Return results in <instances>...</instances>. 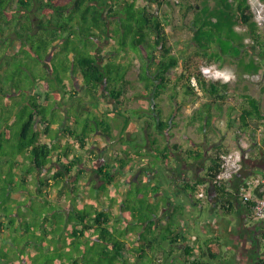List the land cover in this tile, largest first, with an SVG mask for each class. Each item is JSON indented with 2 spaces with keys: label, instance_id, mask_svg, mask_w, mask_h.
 Segmentation results:
<instances>
[{
  "label": "trees",
  "instance_id": "16d2710c",
  "mask_svg": "<svg viewBox=\"0 0 264 264\" xmlns=\"http://www.w3.org/2000/svg\"><path fill=\"white\" fill-rule=\"evenodd\" d=\"M139 1L0 0V247L7 243L17 247L13 254L4 252L0 264H34L40 259L50 264H136L134 261L143 259L147 251L176 243L168 239L173 234L172 224L161 225L155 218L160 205L150 200L159 186L153 187L148 179L144 182L141 175L133 176L126 184H116L107 196L108 188L104 186L111 185L114 175L110 166L103 164L98 175L107 185L90 183L80 185V191L74 187L71 192L66 187V176L71 177L81 160L73 147L85 150L97 132L110 135L111 122L105 126L100 119L97 127L90 128L88 123L73 118L72 125L60 124L70 115L55 86L62 94H72L77 79L84 94L93 99L104 87L106 96L121 106L131 67L121 61L131 52L140 63L137 80L142 88L138 96L150 98L155 105L149 112L157 116V130L171 136L177 111L161 119L157 100L168 89L173 91L169 96L172 99L179 92L196 96L189 84V79L195 77L203 102L191 122L198 121L203 131L218 116L211 113L212 105L222 110L226 91L220 93L218 86L227 88V84L203 77L200 66H221L226 57H231L241 74H257L264 69V34L253 20L248 0H213V5L210 0H197V4L189 0H142L144 4L138 5ZM153 6L159 10L177 6L183 16L193 14L189 21L193 51L173 52L165 30L170 25L169 14L152 11ZM235 27H244L245 31ZM247 39L256 47L257 61L245 60L253 51ZM104 40L111 43V48L106 56L101 55L104 62H100L97 50ZM59 55L65 58L57 67ZM179 65L180 74L170 75ZM246 101L235 122L238 135L264 125L260 102L251 96H246ZM81 107H86L84 102ZM134 111L143 117L139 110ZM61 132L66 135L64 143L56 140ZM173 149L180 150L177 144ZM155 150L164 160L168 158L165 149ZM220 151L211 155L185 151L187 158L195 162L208 159L210 164L200 180L185 183L183 189L193 198L201 190L207 194V186H203L207 180L219 208L228 213L233 206L229 203L228 208L226 203L233 194L218 179ZM133 155L140 158L145 152L137 150ZM45 168L49 176H39ZM90 188L97 191L96 198ZM49 189L57 193L53 200ZM197 200L202 203V199ZM115 205L117 214L113 212ZM123 222L126 225L121 226ZM122 232L126 237L121 238ZM185 264L205 263L195 259Z\"/></svg>",
  "mask_w": 264,
  "mask_h": 264
},
{
  "label": "crops",
  "instance_id": "0c3cea01",
  "mask_svg": "<svg viewBox=\"0 0 264 264\" xmlns=\"http://www.w3.org/2000/svg\"><path fill=\"white\" fill-rule=\"evenodd\" d=\"M235 28L237 30V27ZM251 50L253 51H251L250 56L245 57V60L255 59V61H257L258 57L256 54L254 55L256 50L255 45ZM223 62L221 66L228 67L229 70L226 71L227 69H225V72L231 75H237L236 80L239 81L235 84H228L222 80H218L221 84H227L225 85L227 88L223 87V85L218 86V91L220 93L226 91V95L222 110H218L215 105L211 107V113L218 114V116L209 127H204V131H201L202 135L199 141H203L204 144L200 146L198 142L191 137H187L189 145H187L186 149H184L185 147H183L182 142L176 141L171 143V145L177 144L180 150H176L173 157L168 156L166 159H169L170 163V165H168L170 168L168 177H164V181L160 180V182H152L150 178H146L151 181L153 187L159 186V191L152 198L154 199V203L160 205L158 215H155L156 221L161 225H166V223L170 222L172 224L173 234L168 239L172 241L176 240V243L167 244L160 249L156 248L153 252L147 251V255L144 256L143 259L145 257L149 258L151 264H185L186 260L193 261L195 259H201L205 264H264V218L256 219L253 216L250 206L243 203L241 200V194H251L253 197L261 195L259 188L252 189L251 187L248 189V192L245 189V191L242 192V188H245L246 182L254 179H264V125L251 127L252 131L244 132L241 137L242 143L239 144V136H237L236 132L237 124L235 123L241 113V109H244L247 105L246 96H251L256 98L260 103H264V86L259 85L251 88L248 82L240 80L241 77H247L249 73L241 74L240 70L234 65L235 63H233L236 62L235 59L226 57ZM259 74L264 75V70L255 75ZM157 103L159 104L158 101ZM199 105L198 103L194 105L189 114L191 115L189 117V124L192 132L195 131L194 127H196V125L197 127L200 125L198 121L191 122V117H194L198 111L202 109ZM154 106L152 104L149 110L154 109ZM159 108H161V106H159ZM111 114L114 115V113ZM204 114H207L206 110L203 111V115ZM144 116V114L143 117L136 116L139 119L138 127L143 125V120H145ZM164 118L165 117L162 115L161 119ZM232 119H234V131L231 128ZM174 120H172L174 124L172 125L171 136L173 135V130L178 127V118ZM117 126L118 125L111 123L108 129L110 135L106 136L107 144H109L110 141L112 147L113 144L118 141V138L113 139L111 136V134H115L117 131L120 132ZM124 126L121 125L123 130L125 129ZM129 130L130 128H128L127 132H129ZM96 134H100V132ZM164 135L166 134L160 132L158 137H163ZM193 137H195L194 134ZM107 148L109 150L108 145ZM186 150H193V152L200 151L207 155L213 154L216 150H237L242 154L244 157L243 170L236 175L231 184L228 185V191L233 194V197L228 199L229 202L227 201L226 205L228 208L230 207L229 203L233 206L231 212L224 213L225 210L219 208V202L214 193L210 192V184L206 180L203 186H207V191H209L208 200L213 206V211H210L209 218L202 222L201 225L191 223L188 218V210H192L198 200L185 192L183 185L187 182L197 181L198 178L194 180L192 177L195 173L193 169L195 161L192 158H187V155H185ZM117 152L118 151L114 152V149L110 151L111 161L118 160L120 154ZM128 153L126 149L124 151L125 155L123 156H128ZM143 158L144 157H140L138 160ZM166 160L161 162V164H167ZM143 162L145 163V160ZM209 164L208 159L202 161L201 167L203 171L198 173L199 179L206 174ZM131 165L132 161L129 164L121 163V170L112 165V168L115 170L114 173H112H116V175H121L125 178L124 176L127 177L130 171L133 170ZM144 165L145 168L142 169V171H146L145 173H154L150 171V164L146 166L145 163ZM190 165H192V168ZM185 171L188 173L187 177H185ZM139 172H141V170H139ZM260 188L264 189V184ZM202 199V203L206 202L204 198ZM202 203L198 204L202 205ZM201 205L200 208L202 209L203 207ZM114 210L115 208H113V212L117 214L118 209L117 211ZM230 221H233L234 225H231ZM158 233L159 231L157 230L156 234L158 235ZM187 253H190L191 257L187 256ZM141 260H135L134 263L139 264Z\"/></svg>",
  "mask_w": 264,
  "mask_h": 264
},
{
  "label": "rangeland",
  "instance_id": "374dc122",
  "mask_svg": "<svg viewBox=\"0 0 264 264\" xmlns=\"http://www.w3.org/2000/svg\"><path fill=\"white\" fill-rule=\"evenodd\" d=\"M189 2H192L193 4H197V2L199 1L189 0ZM213 3H214L213 0L209 1L210 5H213ZM248 3L250 5V9L252 10L254 7L258 6L259 4L264 5V0H248ZM137 4L143 5L144 2L140 0ZM155 9H156L155 6H153L152 11H155ZM156 10H159V9H156ZM158 12L162 14L163 13L169 14L170 25H168L165 30H166V33L168 34V44L171 46L173 52L180 54L181 51L185 49L187 51H193L192 39H191L192 30L189 27V24H190L189 21L192 19L193 14L189 13L188 15L183 16L182 10L177 6L164 7V8H161V10H159ZM258 27L260 31L264 34V24L263 26L258 25ZM237 30L244 32L245 28L237 27ZM246 43L253 46L250 39H247ZM110 48H111V43L105 40L102 41L101 44H99V49L97 50V54H99L98 57L100 58V62H104V58H103L104 56L102 57L101 55L105 54L106 56L108 54L107 52L110 51ZM63 58H65L63 55H59L58 57H56L57 67H60V62H61L60 60L63 61ZM121 62H124L127 64L130 63L131 65L129 72L127 74L129 85L126 87L123 95L121 96V103L123 107L122 111H126V114H122L121 116H118L116 114V111L118 110V108L116 106H113V102L111 98L106 96L105 91L103 89L104 87H101V89L99 90V94L94 97V99L96 98V100H94L92 99L91 95H88V94L85 96L83 95L84 92L83 93L81 92V87H79L80 83L79 81H77V79L74 80V83H75L74 86L76 87V89H73V92H74L72 93L73 96H71L72 94H68V93L62 94L63 91L60 89H57V87L55 86L56 90H59L58 95L60 97L61 104H63V108H65L66 111H68V115H70V117H67V118L63 117V120L62 122H60V124H63V125L71 124L72 125L74 124L73 118H75L77 121H80L81 123H84V124L88 123V127L93 128L94 126L95 127L98 126L97 122H100V119H103L105 122L103 124H105V126L107 123L110 124L111 122L112 124L114 123L118 125L117 126L118 130H120V132L117 131L115 134H111L113 139L118 138V141H116V143L113 144V147L111 146L112 143L109 141V144H107V138L100 134H94L91 136L90 140L87 142L88 146L86 150H81V149L77 150L76 146L73 147V150L76 149L75 152L77 153V155L80 157L81 160L78 161V164L74 167L71 177L69 175L66 176L67 182L65 184L68 183L66 187L71 188L70 192L72 188L74 187H75L74 188L75 190L77 188L78 191H80L81 190L80 185H84L86 187L90 183H97L98 186L105 184L102 181V178L100 177V175H98L99 168L104 163L105 164L110 163V166L112 169L111 173L112 172L114 173L115 170L112 168V165H114L115 168L117 169L119 168L121 170L122 166L119 161L120 159H123V161L126 164H129L132 161L131 168L133 170L130 171V174L127 177L124 176L125 178H123L121 175H116V173L115 174L112 173L113 175H115L113 182L111 183L110 186L105 184L108 187L104 186V188L106 189L108 188L107 196L110 195V191L112 187H114L116 184H117L116 187L120 186L119 184L122 181H124L126 184L135 175H141L140 177L143 180L146 178H150L152 182H157V181L160 182V180L164 181V177L166 176L168 177V172L170 171V168L168 166L170 165L169 159L166 160L167 164H161V162L165 160L163 159V156L160 153H158L157 150L155 149H159L160 151L165 149V152L168 153V156L173 157L174 154L176 153L175 152L176 150L173 149V145H171V143H174L176 141L182 142L183 147H185L184 149H186L187 145H189L187 137H191L193 138V140L198 142L200 146L204 144L203 141L202 142L199 141L200 136L202 135L201 134L202 130H199L200 125L198 127L196 125V127H194L195 131L192 132L190 124H189V120H190L189 117L191 116L189 114L191 113L193 106L196 105L197 103L201 104V102L203 101L201 99L203 97L185 95L182 92H179V94L174 99H172L169 96L173 93V91L170 89L166 90L165 94L160 99L157 100L159 102V106H161L162 108L161 115L165 117L164 118L165 120L166 116H168L169 113L171 114L173 110L177 109L174 117L176 120L178 118V121H177L178 127L173 130L172 136L164 135L163 137H158V134L160 132L157 130V126H156L157 116H153L151 112L147 111L151 108V105H152L151 99L141 98L138 96V93L142 88L141 84L137 80V74L139 72V66H140L139 60L135 56L134 53L130 52L128 55L125 56V58L122 59ZM179 62H181V60ZM211 64H214V63H211ZM215 65L219 67L222 74L220 76H214L210 79L222 80L228 84H235L236 82L239 81V80H236L237 75L235 76L236 79L234 80V79H231V76H230L231 74H228L227 72H225V69H227L226 71H229L228 67H222V66H219L218 64H215ZM180 72H181V65H179L178 68L172 69L170 75L176 76L180 74ZM54 75H57V73L54 72ZM240 80L248 82L251 88L257 87L259 85L264 86V75L263 74L255 75L253 73H250L248 74L247 77L246 76L241 77ZM76 94H78V96H76ZM43 102H46L45 96H43ZM83 102L87 105L86 107H81ZM260 105L264 110V103L261 102ZM138 108H139L140 113L145 115L144 116L145 120H143V125L139 127H138L139 119L135 116L137 112L134 111V109L138 110ZM111 110L114 112H112ZM102 111H104V113H101ZM105 112H109L111 116L109 114H105ZM57 113H60V110H58ZM63 113L64 112H62V114ZM111 113H114V115H112ZM176 115H177V118H176ZM233 120L234 119H232L231 121L232 122L231 128L234 131ZM125 121H126V125H125ZM99 125L102 126V124L100 123ZM121 125L122 126L125 125L124 130H123V127H121ZM128 128H130L129 130L130 133L127 132ZM193 134L195 137H193ZM237 136L242 137L243 135L237 134ZM65 137L66 135L61 132L56 137V140L58 142L64 143ZM107 145L109 146L110 151L112 149H114V152L118 151L117 153L120 154V157H118V160H113V161L110 160L111 154L107 148ZM124 148H126L129 152L128 156L126 157L123 156L125 155L124 151L126 150ZM137 150L145 152L144 158L141 159L142 161L140 159L138 160V158L135 157L134 155L133 157L131 156L132 151L134 153V151H137ZM144 160H145L146 166L150 164V168H151L150 171L154 173H149V172L145 173L146 171H142V169L145 168V165H144L145 163L143 162ZM201 163L202 162H198V163L195 162V165L193 168L195 170V173L194 175H192L194 180L195 178L199 179L198 173L203 171L201 167ZM190 167L192 168V165H190ZM45 170L46 168L42 172L39 173V176L41 177L49 176L48 172ZM139 170H141V172H139ZM187 175L188 173L185 171V177H187ZM125 184L123 183L124 188L127 187ZM143 186H147V184ZM45 189H47L46 185H44L43 190ZM49 191L51 190L49 189ZM54 191H57V190L54 189ZM90 191L92 193L93 198H96L98 194L97 191L92 190L91 188H90ZM248 191L249 190H247V192ZM56 195L57 193H53V191H51L49 197H51L50 199L53 200L55 199ZM208 195H209V191L207 194L205 193L204 200H206V202L202 203V205L197 203L196 205H194V208L192 210H188V218L190 219L191 223L201 225L202 222L206 221L209 218L210 211H213L212 210L213 206L211 202L208 200L209 198ZM150 201L154 203V199H151ZM33 204L39 207V203H36L35 201H33ZM200 205L203 207L202 209L200 208ZM114 208H115L114 211H117L118 209L117 205L114 206ZM230 223L231 225H234L233 221H230ZM122 225H126V222H123L121 226ZM118 234L120 237V232ZM124 237H126V234L123 233L121 235V238H124ZM12 245H13L12 243H9V244L7 243V244H4L2 247H0V260L2 258H5L6 255L4 252L6 251L7 252L9 251L8 252L9 254H13V252L16 250L17 247L14 248ZM29 258L31 257L28 256V259ZM23 259L27 260L26 257H24ZM42 263L50 264L49 262L45 260L43 261L42 259L38 261H34V264H42ZM139 264H151V261L149 258L145 257L143 260L139 262Z\"/></svg>",
  "mask_w": 264,
  "mask_h": 264
},
{
  "label": "built area",
  "instance_id": "2783aa9c",
  "mask_svg": "<svg viewBox=\"0 0 264 264\" xmlns=\"http://www.w3.org/2000/svg\"><path fill=\"white\" fill-rule=\"evenodd\" d=\"M253 18L255 22L260 26L264 24V5L259 4L254 7L252 10ZM201 75L205 78H212L214 76H220L222 73L218 66L211 63L202 64L199 68ZM231 79H236L235 75H231ZM189 84L193 91L195 92L197 97H201L202 92L200 90V86L195 77H191L189 79ZM238 143H242V138L239 137ZM219 163H220V174L219 181L230 185L234 176L240 172L242 169L243 159L242 154L237 150H228V151H220L218 153ZM264 184V179H254L252 181L246 182L245 188H242V192L244 189H252L259 188L261 195L260 196H252L251 194H241V200L243 203H250V209L253 213V216L256 219L264 218V189L260 188ZM205 197V192L200 191L197 195V199H202Z\"/></svg>",
  "mask_w": 264,
  "mask_h": 264
},
{
  "label": "flooded vegetation",
  "instance_id": "af4514ba",
  "mask_svg": "<svg viewBox=\"0 0 264 264\" xmlns=\"http://www.w3.org/2000/svg\"><path fill=\"white\" fill-rule=\"evenodd\" d=\"M81 92L83 93L84 92V90L83 89H81ZM75 95V94H74ZM83 95L85 96V94L83 93ZM76 96H78V94H76ZM93 99V98H92ZM94 100H96V98L94 99ZM112 102H113V106H116L117 108H118V110L116 111V114L118 115V116H120V115H122V112H124V111H122V105L121 106H119V105H117L116 103H114V101L112 100ZM86 105V104H85ZM87 106V105H86ZM112 106V107H113ZM112 111V110H111ZM112 112H114V111H112ZM101 113H104V111H102ZM105 114H109L110 115V113L109 112H105ZM111 116V115H110ZM113 117V116H112ZM114 124V123H113ZM104 136V135H103ZM104 137H106V136H104ZM107 138V137H106ZM109 163V162H108ZM105 164V163H104ZM103 165V164H102ZM109 165H110V163H109ZM111 167V166H110Z\"/></svg>",
  "mask_w": 264,
  "mask_h": 264
}]
</instances>
